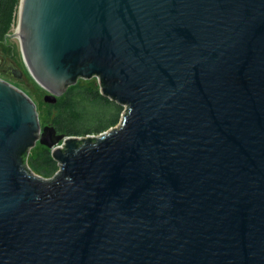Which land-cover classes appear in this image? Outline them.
Masks as SVG:
<instances>
[{
  "label": "water",
  "instance_id": "water-1",
  "mask_svg": "<svg viewBox=\"0 0 264 264\" xmlns=\"http://www.w3.org/2000/svg\"><path fill=\"white\" fill-rule=\"evenodd\" d=\"M17 22L45 101L95 78L124 109L66 136L0 78V264H264V0H20Z\"/></svg>",
  "mask_w": 264,
  "mask_h": 264
},
{
  "label": "trees",
  "instance_id": "trees-1",
  "mask_svg": "<svg viewBox=\"0 0 264 264\" xmlns=\"http://www.w3.org/2000/svg\"><path fill=\"white\" fill-rule=\"evenodd\" d=\"M20 0H0V37L9 29ZM123 107L102 96L94 82L77 81L56 99L46 113L49 125L66 136L98 135L117 124ZM27 164L36 174L48 178L57 170L51 151L33 149Z\"/></svg>",
  "mask_w": 264,
  "mask_h": 264
},
{
  "label": "rangeland",
  "instance_id": "rangeland-1",
  "mask_svg": "<svg viewBox=\"0 0 264 264\" xmlns=\"http://www.w3.org/2000/svg\"><path fill=\"white\" fill-rule=\"evenodd\" d=\"M17 21H18V11L15 12L12 23L9 29L7 30L6 34L3 37H0V61L1 63L3 62L4 65L11 64L17 69L21 70L22 78L18 80L2 73L1 71H0V78L12 84L14 87H16L21 92H23L34 104L36 108V112L38 114V120L40 125L48 126L49 123L46 113L48 112L51 103L44 100L45 96L47 95V92L44 91L38 85H36L26 72V69L22 61L19 38L17 37L18 36L17 33H15L16 28L18 26ZM79 81H83V80H79ZM87 81L97 83L95 78H92ZM121 115L122 112L118 118L119 120L117 124L120 121ZM41 147L42 145L37 143L30 150L29 154L33 152V149H37Z\"/></svg>",
  "mask_w": 264,
  "mask_h": 264
},
{
  "label": "flooded vegetation",
  "instance_id": "flooded-vegetation-1",
  "mask_svg": "<svg viewBox=\"0 0 264 264\" xmlns=\"http://www.w3.org/2000/svg\"><path fill=\"white\" fill-rule=\"evenodd\" d=\"M9 65V64H8ZM8 65H4V63L2 62L1 63V61H0V71L2 72V73H4V71H6L7 70V66Z\"/></svg>",
  "mask_w": 264,
  "mask_h": 264
},
{
  "label": "bare ground",
  "instance_id": "bare-ground-1",
  "mask_svg": "<svg viewBox=\"0 0 264 264\" xmlns=\"http://www.w3.org/2000/svg\"><path fill=\"white\" fill-rule=\"evenodd\" d=\"M18 29H19V27L17 26L15 33H17V35H18L17 37L19 38V31H18Z\"/></svg>",
  "mask_w": 264,
  "mask_h": 264
}]
</instances>
